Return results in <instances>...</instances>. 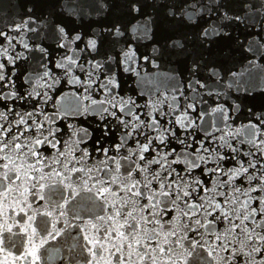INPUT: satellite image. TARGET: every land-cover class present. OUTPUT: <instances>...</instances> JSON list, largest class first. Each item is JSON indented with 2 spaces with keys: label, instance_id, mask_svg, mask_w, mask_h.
Returning <instances> with one entry per match:
<instances>
[{
  "label": "water",
  "instance_id": "1",
  "mask_svg": "<svg viewBox=\"0 0 264 264\" xmlns=\"http://www.w3.org/2000/svg\"><path fill=\"white\" fill-rule=\"evenodd\" d=\"M0 157V264H264V0H0Z\"/></svg>",
  "mask_w": 264,
  "mask_h": 264
},
{
  "label": "snow or ice",
  "instance_id": "2",
  "mask_svg": "<svg viewBox=\"0 0 264 264\" xmlns=\"http://www.w3.org/2000/svg\"><path fill=\"white\" fill-rule=\"evenodd\" d=\"M66 2V0H65ZM106 7V5H104ZM194 5H190L185 9V15L189 17H194L196 15V12L191 11V8H194ZM69 12L76 14L75 10L68 9ZM87 11V10H86ZM138 11V8H137ZM198 11V10H197ZM18 27V25H17ZM60 31L64 32L65 35H67L66 30L63 29V27H60ZM76 40L81 39L80 34H76L74 37ZM177 45H179V41L176 42ZM98 42L95 39L88 38V46L90 48H96ZM261 141L259 138H257V143H260ZM37 144H40L41 142L38 140L36 142ZM17 147H20V145H17ZM116 147H119L117 145ZM107 151V149H105ZM39 153L37 152V156ZM5 159L4 157H0V160ZM4 168H7V165L3 166ZM72 172H76V169H71ZM54 176H56L58 179L51 181L52 184H60L62 187L67 186V192L72 195H79V190L77 186L70 184V177L63 176L60 172H54ZM10 176L14 178L15 180L19 181L20 177L16 175L11 170H8L7 172H3V174H0V189H3V196L4 198H7L11 192L17 191V189L10 185L9 187H4V181H8L10 179ZM40 180L43 181L44 177H40ZM35 186V185H34ZM38 187L43 192L45 189H47L48 185L46 183L40 182L38 183ZM27 191V189H25ZM54 191V190H53ZM31 194V193H30ZM96 196L103 197L104 196V189H99L96 193ZM38 199L44 200V195L37 196ZM24 209L21 208V212H23ZM26 214V213H25ZM171 212L166 213V215H170ZM20 216H17V220L19 222ZM18 226V224L16 225ZM14 227L13 225H9V228L11 229ZM176 233L173 231L170 232H158V235L151 236V237H144V240L147 241H155V243L152 242H146L143 244V250L140 252V249L138 248L137 251L140 252L137 261L133 262V264H176V262L172 259V256L175 255V252L173 251V248L171 247L172 241L169 239L170 236H175ZM3 233L0 232V243L3 242L2 240ZM182 239L183 237H178L175 241L177 245H182ZM139 244L140 242L137 241ZM205 245H201L198 241L192 240L191 241V247H189L186 250V256H181L179 259L184 260L185 264H191V258L196 256V249L197 248H203ZM120 264H129V262L125 261L123 253H121L120 257Z\"/></svg>",
  "mask_w": 264,
  "mask_h": 264
}]
</instances>
